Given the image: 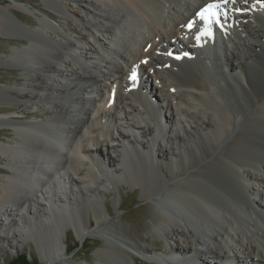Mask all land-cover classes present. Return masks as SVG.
<instances>
[{
  "label": "bare ground",
  "instance_id": "6f19581e",
  "mask_svg": "<svg viewBox=\"0 0 264 264\" xmlns=\"http://www.w3.org/2000/svg\"><path fill=\"white\" fill-rule=\"evenodd\" d=\"M43 1L56 10L63 6L62 0ZM76 1L85 14L74 40L49 15L38 16L32 27L11 11L32 14L26 4L0 3V34L11 35L13 22L27 41L0 53V65L31 71L25 82L37 91L29 100L48 104L41 121L0 115V128L11 132L0 143L6 169L0 245L14 252L33 242L39 260L54 263L66 256L63 237L74 228L77 239H104L97 264H114L112 255L123 264H139L136 258L192 264L199 253L207 255L202 264H211L208 258L234 264L231 252L242 263L264 264V203L255 199L264 194L252 186L255 181L264 189V15H234L245 0ZM210 4L217 5L211 12L222 7L220 17L233 26L213 37L192 34L197 31L189 25ZM89 39L108 58L85 46ZM148 74L160 85L161 100L147 87ZM7 89L1 85L0 95ZM94 95L98 106L89 105L87 96ZM161 154L170 157L167 174L154 158ZM112 177L140 186L156 211L154 229L168 242L166 252L138 245L87 205H96ZM67 183L77 189L64 191ZM54 221L61 225L50 229Z\"/></svg>",
  "mask_w": 264,
  "mask_h": 264
},
{
  "label": "rangeland",
  "instance_id": "374dc122",
  "mask_svg": "<svg viewBox=\"0 0 264 264\" xmlns=\"http://www.w3.org/2000/svg\"><path fill=\"white\" fill-rule=\"evenodd\" d=\"M0 3L2 4L13 3L15 5L19 3L26 4V6H28L32 10V14L24 13L17 9H12L11 11L18 17V19H20L22 22L32 27L35 26V24L37 23L38 16L42 17L45 14L49 15L52 18L50 19L52 24L62 25L64 27L63 31L59 27L61 33H64L73 40L77 38V32L75 31H78L80 27L79 16L85 14V12L80 6V3L77 2L76 0H62L60 3L63 6L61 7V9H57V10L52 7L50 8L49 5H46L43 0H0ZM262 3L264 5V2ZM8 24H9L8 30H10L9 33L11 35L0 34V53H4L5 55H8L11 52V50L15 48V46L21 47L23 46V43L27 42L25 40L26 37L22 36L24 35V33L17 30V28L13 26V22L12 23L9 22ZM240 33L242 34L243 37H245L244 36L245 34H243V32ZM50 34L52 39H59V36H57L55 33L51 32ZM97 34L100 35L99 32H97ZM101 38H103V36ZM89 40L90 41L86 45L81 44V46L83 47L85 45L89 47L92 45V47H94L102 56H106L108 58L107 55L101 52L97 43H95L92 39ZM85 52L86 51L83 49V56H86ZM25 72L31 73V71L23 70L21 66H18L17 63L8 66L0 65V86L2 85L8 88L7 90H3L2 91L3 93L0 95V115L7 113L10 114L14 112L10 114L11 116L9 117V120L19 123H29L31 121L44 120L46 118V115L44 114V110L46 109L48 104H46L45 101L43 102L39 100H34V101L29 100L31 99L30 96H33L37 90L32 89L29 87L30 85H27L24 78ZM144 78H147L145 81L147 87L151 89L152 93L156 94V98H158V100H161L163 92H161L162 90L160 89V85L158 87V84L153 80L151 76L147 77L146 75V77ZM219 82L220 81L218 80L217 87L219 90H222V88L225 87L224 83L222 81L221 83ZM106 85L107 86L109 85V81L108 83H106ZM113 87L114 89L119 88L118 85L115 84ZM105 92H107V90H105ZM101 94H103V92ZM89 97L93 98L94 100L92 101V99L91 98L89 99ZM97 98L98 97L95 95L87 96V99L91 101V104L89 105L92 106L93 104V106H98L95 100ZM118 122L117 125L118 127L121 128L120 130H124V124L122 123L123 125H121L120 124L121 122L119 123ZM10 133L11 132L8 129L0 128V140H1L0 143H2L3 141L6 142L10 140L11 137ZM146 138L147 136L144 135L140 137V140L144 142L146 141ZM109 144L110 142L108 143V145ZM159 146L160 149L163 150L165 148V143L160 141ZM175 149L176 151H178L177 148ZM158 151L161 152L160 150H157V152ZM102 152L104 153L107 152L106 147L104 149L102 148ZM108 153L113 157L116 155V151L109 147H108ZM154 158H156L155 161L157 163V167L161 172V174L162 172L167 174L169 171L167 166H169V164L171 163L169 161L170 157L166 159L165 156L161 154L158 155V157L157 155H155ZM4 163L5 160H3V158L0 157V177L2 174L6 173V169L4 168ZM113 168L114 166H111V169L109 170L112 172ZM74 177L78 179L77 174H74ZM118 180H119L118 177H116V179L115 177H113L111 178L110 185L107 184L106 187L103 186L104 193L103 195L98 197L97 199L98 201L96 205L90 204V202L85 203L83 200H80L79 204L83 207H86L87 205H91L93 208L99 209L98 213H101L105 217V221L103 224L113 223L116 225L115 228L116 227L118 228L117 231H119L124 236L132 237V239H134L138 243V245L142 247L143 246L147 247L150 251L163 254L164 252H166L164 246L169 244L167 241L164 242V240L154 229V225L156 223V211L154 209V206L151 204L149 199H145L141 197V192H140L141 189L139 185H134L123 180L121 181ZM252 186L254 189L259 188V192L260 193L262 192V194H264V189L258 187L255 181L252 182ZM71 189L72 190L77 189V187L75 185L73 186L67 183L65 189L63 190L69 193ZM61 194L60 195L63 196V193ZM251 195L253 194H250V196ZM257 196L258 195H253L254 198ZM255 199L259 201L261 200L262 203H264L263 195L262 197L258 196ZM88 214H89L88 219L90 217L89 222L94 225L93 211L92 210L88 211ZM82 217L86 218L87 216L83 214ZM55 222L56 221L51 222L50 229L56 228L58 225L59 226L61 225L60 222L59 223L56 222V224ZM52 225H55V227ZM74 230H75L74 228L73 229L67 228L63 237V241L66 246V252L64 253L66 255L64 256L65 259L62 257L57 261H55L54 263L52 261H46L42 263L38 258L37 247L35 243L28 241V242H24L23 246L14 250V252H11L9 249H6L4 246L0 245V264L7 262L8 260L11 259V257L18 256L22 252H26L27 255H29L30 260H36L39 264H50V263L51 264H73V263L97 264V259H98L97 256L99 255V251L102 247H104L103 246L104 239L103 238L101 239L99 237L86 238L85 240L77 239L74 236L75 234ZM175 241L179 243L180 246H182L183 248L186 247L181 239H177V240L175 239L172 242L175 243ZM227 251L231 252L228 249ZM239 256L241 255L238 254L237 257H233L234 258L233 260L238 263L242 262ZM229 257L232 256H230L229 254ZM203 258H207V255L200 253L197 256L196 261L195 262L193 261L194 264H201ZM179 259L182 262L184 260L183 256H180ZM110 260H112L114 264H123L122 260H120L117 255H112ZM136 261L139 262V264H155V262L150 263L143 258H136ZM208 261H211L212 264L213 260L211 258H208ZM222 264H224V262Z\"/></svg>",
  "mask_w": 264,
  "mask_h": 264
},
{
  "label": "trees",
  "instance_id": "16d2710c",
  "mask_svg": "<svg viewBox=\"0 0 264 264\" xmlns=\"http://www.w3.org/2000/svg\"><path fill=\"white\" fill-rule=\"evenodd\" d=\"M2 264H39L36 260H30L26 252H22L16 257H11L10 260Z\"/></svg>",
  "mask_w": 264,
  "mask_h": 264
},
{
  "label": "snow or ice",
  "instance_id": "6c2138e0",
  "mask_svg": "<svg viewBox=\"0 0 264 264\" xmlns=\"http://www.w3.org/2000/svg\"><path fill=\"white\" fill-rule=\"evenodd\" d=\"M217 7V5H214V4H210L208 5V7L206 9H204L199 15H200V18L205 20L206 22H210V17L211 16H214L215 13L214 12H211V9ZM204 13H208V15H205ZM189 27H191V24L189 25ZM131 79H135V72H133L132 76L130 77Z\"/></svg>",
  "mask_w": 264,
  "mask_h": 264
},
{
  "label": "water",
  "instance_id": "95a60500",
  "mask_svg": "<svg viewBox=\"0 0 264 264\" xmlns=\"http://www.w3.org/2000/svg\"><path fill=\"white\" fill-rule=\"evenodd\" d=\"M80 243V242H79Z\"/></svg>",
  "mask_w": 264,
  "mask_h": 264
}]
</instances>
